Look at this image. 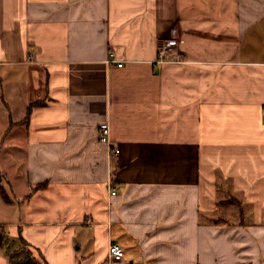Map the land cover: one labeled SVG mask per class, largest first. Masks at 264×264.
<instances>
[{"label": "crops", "instance_id": "0c3cea01", "mask_svg": "<svg viewBox=\"0 0 264 264\" xmlns=\"http://www.w3.org/2000/svg\"><path fill=\"white\" fill-rule=\"evenodd\" d=\"M263 107L264 0H0V264H264Z\"/></svg>", "mask_w": 264, "mask_h": 264}, {"label": "built area", "instance_id": "2783aa9c", "mask_svg": "<svg viewBox=\"0 0 264 264\" xmlns=\"http://www.w3.org/2000/svg\"><path fill=\"white\" fill-rule=\"evenodd\" d=\"M176 50L175 45H162L158 47V60L161 61L164 59L165 54L168 52H172ZM118 66L120 67L121 64L118 63ZM262 112L264 114V107L262 109ZM110 128L108 122L101 123L98 127V136L99 141L109 147V150L111 152V155H118L119 150L117 148L111 147L110 139ZM111 195H115V191H111ZM108 257L111 261H119L125 257V252L122 249L121 246H119L116 243H110L108 245Z\"/></svg>", "mask_w": 264, "mask_h": 264}, {"label": "trees", "instance_id": "16d2710c", "mask_svg": "<svg viewBox=\"0 0 264 264\" xmlns=\"http://www.w3.org/2000/svg\"><path fill=\"white\" fill-rule=\"evenodd\" d=\"M25 122V120H24ZM4 200H6V196L4 197ZM222 205L225 206H232L233 209L239 213V200L235 197H229L228 200H224L222 202ZM3 242V234L0 229V245H2ZM21 244L24 246V242H21ZM10 261L12 264H39V262L31 255V253L28 250H25V253L23 256H17V255H11Z\"/></svg>", "mask_w": 264, "mask_h": 264}, {"label": "rangeland", "instance_id": "374dc122", "mask_svg": "<svg viewBox=\"0 0 264 264\" xmlns=\"http://www.w3.org/2000/svg\"><path fill=\"white\" fill-rule=\"evenodd\" d=\"M1 185H2V181H1V179H0V187H1Z\"/></svg>", "mask_w": 264, "mask_h": 264}]
</instances>
